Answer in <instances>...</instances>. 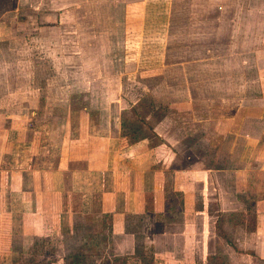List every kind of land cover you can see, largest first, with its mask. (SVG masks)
<instances>
[{
	"label": "rangeland",
	"instance_id": "rangeland-1",
	"mask_svg": "<svg viewBox=\"0 0 264 264\" xmlns=\"http://www.w3.org/2000/svg\"><path fill=\"white\" fill-rule=\"evenodd\" d=\"M133 1L0 0V153L21 128L36 133L40 156L46 150L49 128L68 117L65 109L70 108L73 122L84 107L92 110L104 107L105 111L100 110L90 117L93 126L100 122L108 128L94 132L118 136L120 148L124 144L138 149L146 145L143 154L152 153L154 158L162 148L167 152L186 149L184 159L180 158L173 169H188L198 163L186 161L197 147H165L161 136L155 134V131L172 134L175 130L167 132L166 128L173 125L171 121L176 126V121L186 123L192 117L188 113L185 118L182 114V118L168 114V102L174 100L169 98L171 91L194 92L197 97H191L190 101L195 106L200 108L202 103L217 102V112H223L226 103L221 101L224 98L208 97L223 94L225 88L245 90L250 94L244 99L250 103L246 115L253 118L257 114L251 105L256 99L254 96L263 89L264 0H219V3L208 0L201 15L203 5L199 3L204 0H174L170 4L164 2L157 8L158 14L150 19L139 16L143 0ZM218 4L223 10L245 11L240 16H246L235 18L231 23L225 18L219 21L214 17L222 11ZM192 12L196 13L189 16ZM161 24L164 66L145 65V27L155 32L160 30ZM115 93L117 98H114ZM239 99L234 96L229 100L232 110ZM195 114L199 116L198 112H193V117ZM161 120H165V131L159 124ZM22 147L12 150L19 153L18 159L30 153L26 145ZM47 148L50 163L38 156L39 170L55 167V161L51 162L54 148ZM218 164L223 166V163ZM197 165L206 168L210 164ZM67 201H70L69 209L60 210L54 216L57 226L51 228V232L12 243L9 250L2 252L0 264H106L111 257L121 258L122 264H264L245 256L246 240H229L235 234L241 236L235 233L237 229L246 232L252 229L254 209L249 203L245 210L235 212L236 222L219 223L218 217L217 222L214 218L209 221L202 218L196 232L184 229L183 223L189 219L180 209V195L169 185L163 201V212L169 213L163 219L165 223L148 224L150 230H141V225L136 223L132 229L138 236L137 255L128 259L112 255L110 228L103 230L104 225H110V216L99 218L101 230L97 232L101 240L98 243L96 230L92 233L87 225L91 219L80 218L81 211L83 214L87 211L80 209L78 196H71ZM82 205L84 209L87 207L85 203ZM89 205L92 209L89 213H94L93 199ZM234 205L237 209L240 207ZM216 207L213 201L208 203L211 217L225 218L224 212H217ZM69 213L76 214L73 225L69 224ZM233 223L236 225L232 226ZM159 226L170 233L161 237L164 240L154 239ZM191 234H195L198 241L188 240Z\"/></svg>",
	"mask_w": 264,
	"mask_h": 264
},
{
	"label": "crops",
	"instance_id": "crops-1",
	"mask_svg": "<svg viewBox=\"0 0 264 264\" xmlns=\"http://www.w3.org/2000/svg\"><path fill=\"white\" fill-rule=\"evenodd\" d=\"M173 1L143 0L139 16L150 19L158 14L157 8L163 6L164 2L170 4ZM206 1L208 0L199 3L200 6L203 5L200 15L206 10ZM217 2L219 3V0ZM217 7L222 10H218L214 15L219 21L225 18L231 23L235 18L246 16H240L245 11L223 10L220 4ZM194 13L196 12L188 15L193 16ZM144 34L145 65L164 66L165 48L160 38L162 24L160 30L155 32L145 27ZM152 35L156 37L153 38ZM261 81L263 89L258 92V96H254L256 99L251 105L253 111H257L253 118L246 115L250 103L244 99L250 97V94L245 90L234 91L225 88L222 90L223 94L208 97L224 98L221 101L226 103L223 112H217V102L202 103L200 108L195 106L190 101L191 97H197L194 92L171 91L169 94V98L174 100L168 102L169 106L166 104L168 114H176L179 118H182V114L185 118L188 113L192 117L186 123L179 124L176 121V126L174 121H171L173 125L169 124L166 128L169 129L167 132L174 129L172 134H157L154 128L153 131L161 136L162 145L165 147H197L186 161L198 162L197 164L207 162L210 165L206 168L193 163L188 169H173L180 158L184 159L186 149L172 152L168 148L170 151L167 152V149L162 148L154 158L151 157L152 153L143 154L147 150L146 145L138 149L139 147L132 148V145L124 144L120 148L118 136L94 132L97 129L103 132L108 128L100 122L93 126L90 117L100 110L105 111L104 107L93 110L84 107L73 122L69 116L70 108L65 109L68 116L66 120L49 128L46 133V150L40 156L45 163L48 162L51 156L47 146L53 147L51 162L55 161L54 168L38 169L37 162L40 159L36 133L29 129H18L15 139L13 138L0 153V257L2 252L9 250L12 243L24 242L25 239L41 237L44 232H51V228L57 226L54 216H57L60 210L69 209L67 207L70 201L67 200L75 195L80 199V209L87 211L85 214L81 211L80 218H90L87 225L92 233L96 230L95 241L100 243L101 240V235L97 232L98 229L101 230L99 218L101 215H108L111 217L112 255L131 258L136 254L138 239L132 228L136 223L141 225V230L148 229V224L165 223L163 219L168 217L169 213L163 212V201L171 185L172 191L180 195V209L189 219L183 223L184 229H195L196 232L202 224V218L206 221L214 218V222H217L218 217L219 223L229 220L236 222L235 212L245 210V205L249 203L255 212L252 217V229L249 232L237 229L235 233L239 232L241 236L235 234L229 240H246L248 251L245 249V256L264 262V76ZM202 93L207 94L206 91ZM234 96L240 99L232 110L229 100ZM117 97L118 94L115 93L114 98ZM205 107L207 109H204ZM193 112H198L199 116L195 114L193 117ZM163 122L165 120H161L159 124L165 131ZM115 126L114 123L113 127ZM119 126L117 120V127ZM25 145L30 153H25L21 156L23 158L18 159L19 153L12 150L14 147L23 148ZM218 162L223 163V166H219ZM224 195L232 198L226 199ZM90 199L95 203L94 213H89L92 210ZM212 201L217 204V212H224L225 218L214 216L217 214L216 209L214 217H211L208 203ZM84 203L87 205L85 209L82 205ZM234 204L240 207L237 209ZM74 215L76 214L69 213L70 225H73ZM168 225L171 226V223ZM166 234L170 233H165L164 228L160 227L153 236L154 239H161L168 236ZM175 240L177 239L172 241ZM188 240L198 241V238L191 234Z\"/></svg>",
	"mask_w": 264,
	"mask_h": 264
},
{
	"label": "trees",
	"instance_id": "trees-1",
	"mask_svg": "<svg viewBox=\"0 0 264 264\" xmlns=\"http://www.w3.org/2000/svg\"><path fill=\"white\" fill-rule=\"evenodd\" d=\"M109 223H110V221H109ZM109 228H110V225H104L103 226V230H105V231H107V230H109ZM122 262H123V260L120 258H113V257H111V258H108V260H107V262H106V264H122Z\"/></svg>",
	"mask_w": 264,
	"mask_h": 264
}]
</instances>
